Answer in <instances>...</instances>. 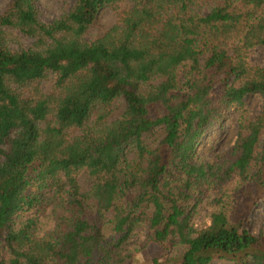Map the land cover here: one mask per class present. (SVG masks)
I'll use <instances>...</instances> for the list:
<instances>
[{"label":"trees","instance_id":"16d2710c","mask_svg":"<svg viewBox=\"0 0 264 264\" xmlns=\"http://www.w3.org/2000/svg\"><path fill=\"white\" fill-rule=\"evenodd\" d=\"M125 1L76 0L48 20L37 0L0 12V264H264V230L250 227L264 202V65L251 60L264 46V0H221L209 12L202 0H129L86 37ZM16 28L29 46L11 44ZM250 95L262 101L247 120ZM117 99L125 108L110 119ZM232 109L235 143L207 158L204 135ZM234 180L241 195L225 201ZM212 189L223 206L199 230L192 219ZM50 200L64 212L41 234Z\"/></svg>","mask_w":264,"mask_h":264},{"label":"rangeland","instance_id":"374dc122","mask_svg":"<svg viewBox=\"0 0 264 264\" xmlns=\"http://www.w3.org/2000/svg\"><path fill=\"white\" fill-rule=\"evenodd\" d=\"M76 0H37L38 7H39V14L41 18L43 19H53L56 16H59L63 14L64 12L68 11ZM217 1L221 0H202V6L197 7L199 11L202 12H209L211 7L217 3ZM11 2V0H0V12L5 9V7ZM133 3L129 0H126L125 2L121 3V5L118 8L115 7H107L104 8L95 23H93L90 28L86 32L87 38H94L98 34L102 33L104 30H106L108 27H110L113 23H115L119 17L120 14L123 12L124 9L131 6ZM13 32V33H12ZM11 34H15L16 41L11 43L13 46H29L33 39L24 34L20 29H12ZM251 60L255 64H263L264 65V46H257L253 48L251 52ZM56 83V78L53 75V73L50 74V76L46 79H43L41 81L42 87L46 91H50L54 88V85ZM29 87L25 89V91H29ZM261 96L260 95H250L247 99V108H248V119H254L260 112V105H261ZM115 110L110 115V119H115L119 117L124 108L125 104L122 100L117 99L114 102ZM240 116L241 111L240 110H234L232 109L230 112V116L224 121L219 131L213 133L208 132L204 135L201 153L205 154L207 158H210L217 154L218 152H221L225 149L230 148L236 141L237 136L239 134L240 130ZM80 131L79 128H74L69 131V134L75 135ZM147 139L150 143L156 144L161 139V132L159 133H148ZM129 156L133 158L135 156V150L129 149ZM239 180V179H238ZM238 180L232 181L228 185L227 191L224 193V199L225 201L230 199L233 200V198L241 195L239 193V190L237 189ZM80 181L82 184V187L84 189L89 188L92 185V179L89 177V175H82L80 177ZM217 193L215 190H211L210 194L202 201V203L199 205L192 222L196 225V227L201 230L204 227H206L210 221L212 213L217 210L219 207L223 206V203L220 205V202L216 199ZM42 208V207H38ZM37 208V209H38ZM36 210V209H35ZM63 208L58 206L57 203L54 200H50L47 205L44 207V209L40 212L41 213V226L40 233L43 234L49 230H51L57 220L58 217L63 214ZM113 212H110V215H112ZM27 217V215L25 216ZM24 219V217H23ZM250 220H251V229L254 232L259 233L261 230H264V202H260L257 204L251 214H250ZM147 233H148V227L146 225L139 226L136 230V233L131 238V240L128 243L129 248H131L132 251L138 252L144 245V243L147 240ZM233 264V263H229Z\"/></svg>","mask_w":264,"mask_h":264}]
</instances>
